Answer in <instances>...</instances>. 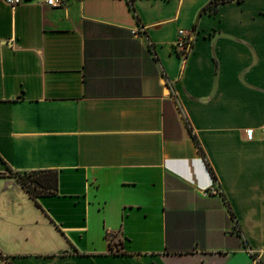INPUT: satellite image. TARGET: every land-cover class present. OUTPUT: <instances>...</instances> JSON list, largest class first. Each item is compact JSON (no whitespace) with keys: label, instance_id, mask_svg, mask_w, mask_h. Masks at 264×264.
<instances>
[{"label":"crops","instance_id":"crops-1","mask_svg":"<svg viewBox=\"0 0 264 264\" xmlns=\"http://www.w3.org/2000/svg\"><path fill=\"white\" fill-rule=\"evenodd\" d=\"M0 264H264V0H0Z\"/></svg>","mask_w":264,"mask_h":264},{"label":"built area","instance_id":"built-area-1","mask_svg":"<svg viewBox=\"0 0 264 264\" xmlns=\"http://www.w3.org/2000/svg\"><path fill=\"white\" fill-rule=\"evenodd\" d=\"M6 3H8L11 6L20 4L22 2H25L27 0H4ZM47 5L54 6V7H63L67 4L69 0H40ZM140 30L134 29L132 30V33L134 35H139ZM191 32L189 30L179 29L178 30V37L173 43V47L175 50L181 55L185 56L188 51V41L191 37ZM204 195L214 194L218 193V186L216 185V181L212 178L211 184L209 186L201 188Z\"/></svg>","mask_w":264,"mask_h":264},{"label":"trees","instance_id":"trees-1","mask_svg":"<svg viewBox=\"0 0 264 264\" xmlns=\"http://www.w3.org/2000/svg\"><path fill=\"white\" fill-rule=\"evenodd\" d=\"M220 1H228V0H220ZM189 44V41H188ZM211 177L215 180V176L212 172L210 166L207 167ZM31 173L36 172H10L13 176H15L21 185L28 191V193L33 197L36 198L39 195L44 194H53L57 188V176L54 171H46L44 173H48L51 175L49 181H45L42 179L32 178ZM38 173V172H37ZM24 174H28L30 179L25 178Z\"/></svg>","mask_w":264,"mask_h":264},{"label":"rangeland","instance_id":"rangeland-1","mask_svg":"<svg viewBox=\"0 0 264 264\" xmlns=\"http://www.w3.org/2000/svg\"><path fill=\"white\" fill-rule=\"evenodd\" d=\"M32 178L42 179L45 181H49L51 178V175L48 173H31ZM25 178L30 179L31 177L28 176V174H24Z\"/></svg>","mask_w":264,"mask_h":264}]
</instances>
